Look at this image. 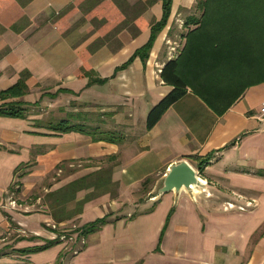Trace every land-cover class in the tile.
I'll return each instance as SVG.
<instances>
[{"label": "crops", "instance_id": "1", "mask_svg": "<svg viewBox=\"0 0 264 264\" xmlns=\"http://www.w3.org/2000/svg\"><path fill=\"white\" fill-rule=\"evenodd\" d=\"M199 2L172 0L146 60L119 68L148 40L162 0L92 7L90 0H0V92L24 86L18 96H0V104L26 108L24 117L0 115L1 264H264V0L237 3L253 9L225 19L236 24L216 32L206 69L189 76L187 92L146 127L149 109L172 89L160 70L196 27ZM97 20L108 25L98 28ZM199 82L231 102L223 113L195 91ZM38 105L44 112L32 109ZM61 121L84 130H56ZM94 131L121 137L94 139ZM182 160L196 170L197 184L159 192ZM82 162L90 164L75 168ZM55 167L48 191L62 193L84 177L89 185L72 188V197L49 211L15 206V191L30 190ZM153 177L148 198L136 201ZM250 199L256 203L246 206ZM51 223L77 225L83 246L67 255Z\"/></svg>", "mask_w": 264, "mask_h": 264}, {"label": "trees", "instance_id": "2", "mask_svg": "<svg viewBox=\"0 0 264 264\" xmlns=\"http://www.w3.org/2000/svg\"><path fill=\"white\" fill-rule=\"evenodd\" d=\"M99 1L100 0H90V7H92L91 2L98 3ZM243 1L244 0H200L198 6L202 10V13L199 19L195 22L196 27L186 33V41L180 51V54L176 58L166 61L160 70L161 79L165 83L171 85L172 89L149 109L146 115L147 128L152 127L160 119L164 111L173 102L181 98L187 92L188 82L190 81L189 76L197 75L199 77L203 69H206V63L203 60L208 44L216 48L219 43L216 32L221 30L224 26L236 24L232 23L234 21L227 23L225 19L233 16H242L248 14L251 9H253L249 5L237 4ZM171 3L172 0H162V17L159 21L154 22L151 25V31L148 40L142 46L138 47L128 58V60L119 66V68L127 66L135 57H140L142 60H146L156 35L167 22L171 11ZM70 7L71 5H68L65 10L70 9ZM99 23L100 25L98 28L108 25V23L104 24L103 21ZM111 25L115 28L123 24L113 23ZM99 39L100 41L98 43H94L96 46H99L106 41L104 36ZM200 84L201 83L199 82L194 88L195 91L207 102V104L212 109H214L216 113H223L231 102L220 101L222 97L218 96V92L216 90L212 91V95L211 91L209 90L207 92L205 87L201 90ZM23 91L24 86L20 83H17L5 90H2L0 92V96L2 98L18 96L22 94ZM25 112L26 108L20 102L11 101L0 104V115L24 117ZM55 129L60 131L79 129L83 131L84 127L82 125L79 127L68 125L61 121L55 126ZM91 134L94 139H106L113 142H117L121 137L116 131H94L91 132ZM84 179L85 177L70 183L66 188H64L66 191L63 192L62 189V193L61 191L51 192L50 195L54 196L53 198L54 202L56 203L55 205L61 201L64 202L69 200L72 197L73 189L75 187H83L84 185L88 186L89 183L85 182ZM145 181H147V179ZM52 211L53 217L57 219L59 214L55 210ZM103 222L104 218H100L88 224L86 227L87 229L92 228ZM51 243L52 242H49V244ZM49 244L41 246L39 249L47 247Z\"/></svg>", "mask_w": 264, "mask_h": 264}, {"label": "rangeland", "instance_id": "3", "mask_svg": "<svg viewBox=\"0 0 264 264\" xmlns=\"http://www.w3.org/2000/svg\"><path fill=\"white\" fill-rule=\"evenodd\" d=\"M99 22L100 21L97 20V22L94 25L98 27L100 25ZM99 41L100 39H98L96 43H98ZM181 45H182L181 42H178L177 44H175L174 45L175 51H177L181 47ZM41 108L44 109V106L42 107L41 105H38V106L32 107L34 111L44 112V110ZM81 164L82 165L78 167L76 163L75 168L83 169V167L86 164H90V162H82ZM108 166H110V163ZM71 168L73 167H66L65 172L66 170L71 169ZM57 172H58L57 167H55L53 170L48 172L40 182H36L33 185V187H31L30 190L24 191V192H21L22 191L21 190L19 193L15 191L12 195L13 199H15V201L19 200L21 202V205H18L19 202L17 203L15 202V206H19V208L29 210V211H38L41 209H46L49 211L52 208L50 204L53 205V208H56L57 205H55L56 203L54 202V198H53L54 196H51L50 195L51 191H48V190H50V186L53 184L54 180L57 178L58 176ZM62 174L63 172H61V175ZM159 184H157V186ZM154 185H155L154 177L148 183L143 184V186L141 185L138 191L139 197L137 198L136 201L141 202V201L146 200L148 198L147 190L150 189ZM18 189H20V187ZM113 190L114 189L112 188V192ZM130 201H131L130 199H126V201L124 202V206L129 205ZM42 203H44V205ZM129 212L134 214L136 213V210L132 209ZM51 224H52V229L55 228L54 230L59 240L65 243V251L67 255H69L73 251L79 250L83 246L82 245L84 244L83 243L84 240L82 238L84 236V234L82 233L83 230L82 231L79 230V227L77 225L73 223H68L65 226H62V225L59 226L53 223ZM57 230H59L58 233H57ZM53 264H58V263L55 262Z\"/></svg>", "mask_w": 264, "mask_h": 264}, {"label": "water", "instance_id": "4", "mask_svg": "<svg viewBox=\"0 0 264 264\" xmlns=\"http://www.w3.org/2000/svg\"><path fill=\"white\" fill-rule=\"evenodd\" d=\"M196 173V170L186 160L171 165L164 176L159 192L178 191L182 188L189 189L197 184L198 176Z\"/></svg>", "mask_w": 264, "mask_h": 264}, {"label": "built area", "instance_id": "5", "mask_svg": "<svg viewBox=\"0 0 264 264\" xmlns=\"http://www.w3.org/2000/svg\"><path fill=\"white\" fill-rule=\"evenodd\" d=\"M259 111H260V114L262 116H264V100H262L261 104H260V108H259ZM192 188V186H191ZM256 203L255 199H250V200H247L246 202V206H252ZM234 204L232 202H228L227 203V207H233ZM246 206H238V209L240 210H245L246 209Z\"/></svg>", "mask_w": 264, "mask_h": 264}]
</instances>
